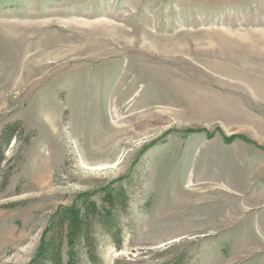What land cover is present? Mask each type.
<instances>
[{"label": "rangeland", "instance_id": "1", "mask_svg": "<svg viewBox=\"0 0 264 264\" xmlns=\"http://www.w3.org/2000/svg\"><path fill=\"white\" fill-rule=\"evenodd\" d=\"M11 124L0 264L118 186L81 264H264V0H0Z\"/></svg>", "mask_w": 264, "mask_h": 264}, {"label": "trees", "instance_id": "2", "mask_svg": "<svg viewBox=\"0 0 264 264\" xmlns=\"http://www.w3.org/2000/svg\"><path fill=\"white\" fill-rule=\"evenodd\" d=\"M15 131V124H11L4 127L0 133V162L3 160L4 149L12 140ZM234 139L249 141L242 135L224 137L227 142ZM84 197L86 198L79 203L57 210L51 216L30 264H63L61 261L63 243L68 247L65 264H81L84 258L92 259L90 252L85 251V246H89L92 239L91 230L95 225H99L102 230L110 233V227L115 224L118 214L123 209L126 196L121 186L105 190L101 195L103 204L101 209H98L96 202L88 199L87 195ZM110 234L119 247L118 235Z\"/></svg>", "mask_w": 264, "mask_h": 264}]
</instances>
